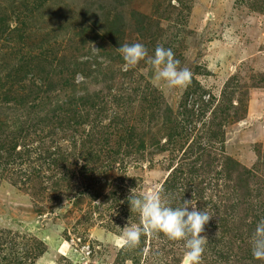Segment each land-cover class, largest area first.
<instances>
[{
	"label": "rangeland",
	"instance_id": "rangeland-1",
	"mask_svg": "<svg viewBox=\"0 0 264 264\" xmlns=\"http://www.w3.org/2000/svg\"><path fill=\"white\" fill-rule=\"evenodd\" d=\"M20 14L62 24L58 35L70 37L81 20L118 17L122 44L141 42L150 55L171 48L192 78L174 89L154 81L145 61L123 71L113 52L121 43L95 28L87 33L104 67L89 79L90 95L100 96L90 109L65 104L61 84L26 108L10 101L7 115L0 100V264H182V243L163 233L135 247L121 242L126 223L140 226L131 189L173 207L193 199L208 212L201 264H251L250 237L231 243L221 227L232 218L248 233L243 225L264 217V0H0V18ZM127 95L136 102L126 110ZM118 108L134 131L150 132L144 151L115 130ZM237 173L252 197L244 199Z\"/></svg>",
	"mask_w": 264,
	"mask_h": 264
},
{
	"label": "trees",
	"instance_id": "trees-1",
	"mask_svg": "<svg viewBox=\"0 0 264 264\" xmlns=\"http://www.w3.org/2000/svg\"><path fill=\"white\" fill-rule=\"evenodd\" d=\"M39 4L41 6H36L32 10V13H34V10H41L43 2ZM30 8L25 10H29ZM95 20L94 16L88 23L85 20H81L79 23L81 32L70 37L68 34L58 35L57 32L59 29L67 28L62 26V24H56L57 28H54L52 27L53 24H45V21L40 22L33 18H24L22 14H20L19 17H8L6 15L0 18V100L5 104L7 103L6 115L9 114L10 111L14 112V109H23L28 107L31 103L43 101L44 97L50 93H58V84L64 87L61 92L69 97V99L64 102L65 104L70 101L72 107L73 104L79 103L78 108L81 107L83 113L91 108L88 107L86 109L90 100H95L93 98H99L100 96L98 92H95L93 96L90 95L87 88L89 85H92V81H89V79L94 75L96 77L101 76L103 74L104 65L97 61L99 56H96V53L100 50L99 46L93 47L91 44L96 39L95 32L90 36L87 31H93L95 28H99L106 37H110L121 44L124 41L122 36L119 35L120 26L118 17H115V20H110L109 17H105L98 21ZM146 20L150 22L151 18L147 17ZM47 28L52 30L51 34L45 33ZM88 38H90V46L86 52ZM94 48L97 51H94ZM113 52L117 53L115 48H113ZM86 53L88 54L86 55ZM67 63L70 64L69 67H67ZM106 75L108 74L106 73ZM81 91H84V94L82 96H76V94L78 93L79 95ZM135 93L137 94V90ZM105 97L110 99L108 95ZM54 98L57 99L55 94ZM100 99L102 100L103 98ZM151 100L153 101H148L146 96H143L140 102L148 101V103L153 104L156 98ZM10 101L14 103V109L9 107L8 103ZM134 102L136 101L132 99L130 95H127L126 104L128 107L126 110L132 107ZM117 103L119 107L121 105V100H118ZM99 110H103V108H99ZM3 112H5V108L3 109L0 107V113ZM124 114V109L118 108L116 120L114 119V124L112 123L115 125V130L121 131L122 136L124 134L122 139L128 140L125 143L127 147L133 144H139L137 151H144L147 145L145 137L150 132L147 131L146 133L143 128L140 130V133L134 131L135 129L131 127L126 115L124 121ZM84 116H86V114ZM97 121L98 119L95 122ZM76 124L81 125L82 123L74 122V125ZM67 125H69L68 127H73V123H70V121H67ZM21 136L22 134L19 136L20 140L22 138ZM20 140L12 147H16L17 144L20 143ZM159 143L160 142H156L154 145H159ZM236 168H238V166H236ZM237 175H239L238 181L241 182L243 186L246 184L247 192L244 193V199L245 196L252 197V194L249 192L250 188H248L247 181H245L244 178L241 179L240 174L237 173ZM256 223L257 222H254L249 226H245L243 225L244 223H241L244 227L248 228L247 233V231L240 228V224H236L234 221L232 222V218L231 222L223 220L221 232L224 236L226 234L232 236L231 243L234 242L244 245L247 238L252 236L251 231L255 229ZM235 264L250 263L246 260H239ZM251 264H264V262L253 259L251 260Z\"/></svg>",
	"mask_w": 264,
	"mask_h": 264
},
{
	"label": "clouds",
	"instance_id": "clouds-1",
	"mask_svg": "<svg viewBox=\"0 0 264 264\" xmlns=\"http://www.w3.org/2000/svg\"><path fill=\"white\" fill-rule=\"evenodd\" d=\"M94 51L97 50L94 48ZM116 51L123 60V71L135 68L141 61H145L151 66L154 81L169 88L182 89L191 81L190 69L180 67L181 62L175 58L171 48L157 45L154 54L150 55L143 43L133 42L120 44ZM130 193L128 203L131 211L139 214L140 226L126 223L122 228L121 242L135 247L143 235L149 232L163 233L168 240L182 243L185 249L182 264H201L208 240L202 233L211 220L208 212L198 209L193 199H183L179 206L173 207L163 202L161 196L154 192L137 196L136 189H131ZM250 247L252 258L264 262V217L256 223L250 237Z\"/></svg>",
	"mask_w": 264,
	"mask_h": 264
}]
</instances>
